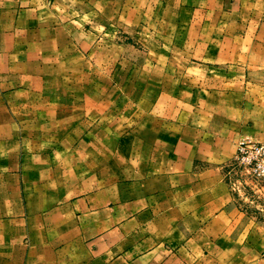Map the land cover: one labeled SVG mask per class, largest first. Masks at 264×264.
Wrapping results in <instances>:
<instances>
[{"label":"crops","instance_id":"crops-1","mask_svg":"<svg viewBox=\"0 0 264 264\" xmlns=\"http://www.w3.org/2000/svg\"><path fill=\"white\" fill-rule=\"evenodd\" d=\"M245 138L264 0H0V264H264Z\"/></svg>","mask_w":264,"mask_h":264},{"label":"built area","instance_id":"built-area-1","mask_svg":"<svg viewBox=\"0 0 264 264\" xmlns=\"http://www.w3.org/2000/svg\"><path fill=\"white\" fill-rule=\"evenodd\" d=\"M231 167L242 169L251 178L264 180V141L240 140Z\"/></svg>","mask_w":264,"mask_h":264},{"label":"rangeland","instance_id":"rangeland-1","mask_svg":"<svg viewBox=\"0 0 264 264\" xmlns=\"http://www.w3.org/2000/svg\"><path fill=\"white\" fill-rule=\"evenodd\" d=\"M232 175H234L233 186L241 194V198L251 210L257 207L264 214V180H257L249 177L245 172L234 167Z\"/></svg>","mask_w":264,"mask_h":264}]
</instances>
